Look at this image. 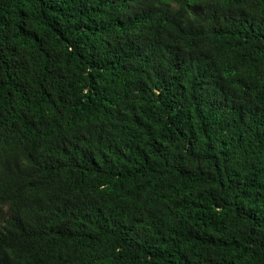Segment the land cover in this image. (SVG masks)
<instances>
[{
	"label": "trees",
	"instance_id": "1",
	"mask_svg": "<svg viewBox=\"0 0 264 264\" xmlns=\"http://www.w3.org/2000/svg\"><path fill=\"white\" fill-rule=\"evenodd\" d=\"M0 264H264V0H0Z\"/></svg>",
	"mask_w": 264,
	"mask_h": 264
},
{
	"label": "rangeland",
	"instance_id": "2",
	"mask_svg": "<svg viewBox=\"0 0 264 264\" xmlns=\"http://www.w3.org/2000/svg\"><path fill=\"white\" fill-rule=\"evenodd\" d=\"M0 225H1V221H0Z\"/></svg>",
	"mask_w": 264,
	"mask_h": 264
}]
</instances>
